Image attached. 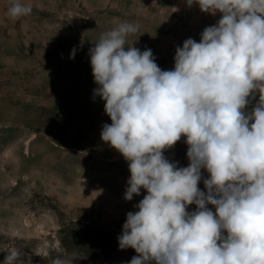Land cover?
Returning <instances> with one entry per match:
<instances>
[{
  "label": "clouds",
  "instance_id": "obj_1",
  "mask_svg": "<svg viewBox=\"0 0 264 264\" xmlns=\"http://www.w3.org/2000/svg\"><path fill=\"white\" fill-rule=\"evenodd\" d=\"M195 2L222 16L199 42L176 48L174 70H161L151 49L124 47L138 31L133 23L89 50L94 94L112 121L101 139L129 164L124 199L147 191L127 213L119 248L138 253L129 264H264V0ZM31 12L19 0L8 10L14 19ZM255 93L259 102L247 113ZM182 136L187 167L163 154ZM202 168L207 192L198 188ZM19 256L11 250L3 264Z\"/></svg>",
  "mask_w": 264,
  "mask_h": 264
},
{
  "label": "rangeland",
  "instance_id": "obj_2",
  "mask_svg": "<svg viewBox=\"0 0 264 264\" xmlns=\"http://www.w3.org/2000/svg\"><path fill=\"white\" fill-rule=\"evenodd\" d=\"M15 2L0 0V264L11 250L16 264H129L138 253L120 249L118 237L147 191L124 199L129 164L101 139L112 121L94 94L89 50L133 23L124 47L151 49L161 70H174L176 48L199 42L214 17L195 0H19L32 12L14 19ZM188 147L182 136L163 154L187 167ZM201 176L207 192L210 174L202 168Z\"/></svg>",
  "mask_w": 264,
  "mask_h": 264
},
{
  "label": "crops",
  "instance_id": "obj_3",
  "mask_svg": "<svg viewBox=\"0 0 264 264\" xmlns=\"http://www.w3.org/2000/svg\"><path fill=\"white\" fill-rule=\"evenodd\" d=\"M209 14H210V13H209ZM210 16H211L212 18L214 17V20H212V22H213L214 24H217L218 21L221 19L222 14H221L220 12H216L215 15L210 14Z\"/></svg>",
  "mask_w": 264,
  "mask_h": 264
}]
</instances>
